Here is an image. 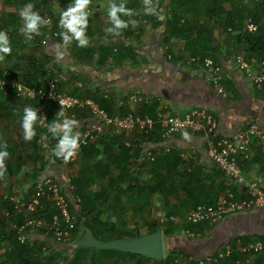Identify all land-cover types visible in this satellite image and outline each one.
Instances as JSON below:
<instances>
[{"label": "crops", "instance_id": "0c3cea01", "mask_svg": "<svg viewBox=\"0 0 264 264\" xmlns=\"http://www.w3.org/2000/svg\"><path fill=\"white\" fill-rule=\"evenodd\" d=\"M139 1L131 0L132 16L126 27L118 28L109 15L112 2L98 0V9L84 28L87 43L80 45L75 39L68 48L61 40L68 31L60 21L71 0H0L5 9L0 31L7 34L11 48L0 56V74L12 63L19 76L46 86L51 68L57 67L66 77L62 90L94 100L110 115L131 111L140 116H181L204 107L216 119L217 136L233 137L252 122L264 131V90L256 88L234 62L236 54L255 64L264 60V26L258 33L246 27L249 20L262 21L264 0H150L154 12H147ZM29 3L44 20L53 18L52 25L40 26L31 39L21 31L23 20L17 12V7L20 12ZM123 16L117 11L118 19ZM49 29L59 30L61 36L43 44ZM205 57L221 65L225 97L209 84L201 61ZM25 107L38 109V120L46 115L52 121L59 113L53 103L0 92V151L8 153L0 160L1 264H198V259L226 251L230 256L213 264L264 263V252L245 251L250 243H264V211L239 212L214 225L188 220L197 205L213 204L228 189L239 191L209 159L200 131L182 129L165 135L160 124L150 132L103 128L75 162L65 164L49 151L56 142L38 128V120L35 135L24 138ZM75 115L73 130L81 136L93 122L92 114L80 110ZM250 148L251 159L240 160L239 165L247 179L264 184L263 146L255 138ZM44 175L70 176L82 197L83 206L80 203L75 211L77 248L70 252L33 240L21 244L16 257L8 253L16 236L7 230L16 233V226L33 215L15 214L7 197L29 193L32 182ZM45 207L50 211L49 204ZM157 229L163 236L161 261L88 243L91 238L105 243L140 237Z\"/></svg>", "mask_w": 264, "mask_h": 264}, {"label": "built area", "instance_id": "2783aa9c", "mask_svg": "<svg viewBox=\"0 0 264 264\" xmlns=\"http://www.w3.org/2000/svg\"><path fill=\"white\" fill-rule=\"evenodd\" d=\"M113 6L119 9L123 5L124 16L121 21L127 24L132 16L130 9L131 0H109ZM146 7L154 8V3L150 0H140ZM76 0H71L70 7L74 6ZM98 0H88L85 11L87 21L93 17L98 9ZM148 12V11H147ZM47 26L52 25L53 19L45 18ZM262 23H255L252 20L247 22V29L251 33H258ZM68 31V30H67ZM71 35L70 33H68ZM43 44L50 39H58L61 34L59 30L49 29L46 31ZM64 42V38H63ZM75 38L69 40L66 45L72 47ZM205 68L207 80L221 97L226 96L224 86L225 74L221 65L212 58L205 57L202 60ZM236 67L243 72L253 85L264 90V60L255 64L242 54L234 56ZM52 77L46 86H27L18 76L14 75L9 67H5L0 75V92L13 91L17 96H22L28 100H41L50 102L62 110L64 116L56 118L62 120L71 118L76 120V112L80 110H90L92 123L84 128L82 135L78 138V148L67 160L63 156L61 161L65 164L73 163L79 157L82 148L86 146L92 138L101 133L104 129H119L129 131L140 128L144 132H150L160 124L165 135H171L182 129L200 131L207 142V155L224 173L233 179L234 186L239 191L226 190L213 204H199L190 213L188 220L192 224H217L230 215L248 210L264 211V184L257 179H247L239 165L240 160L251 159V144L258 138L264 150V131L257 122H252L248 126L241 128L233 137H220L216 135L217 122L208 108H192L183 115L174 116H140L136 112H128L125 115H110L104 108L99 106L92 99L79 98L68 94L61 89L62 81L66 77L57 67L51 68ZM44 119L38 120V128L45 135L58 143L59 136H53L48 125L51 120L46 115ZM77 121V120H76ZM130 145V142H126ZM54 152L53 149L49 150ZM148 158L153 157L151 151H147ZM8 201L13 205L15 214H31L21 224L16 226V239L22 245H28L33 240H42L47 244H56L73 252L76 247L74 231L77 225L76 206L82 202V197L78 194L76 185L70 176L64 175L61 178L44 175L32 182L31 190L26 194L10 195ZM49 204L50 211L46 210L45 204ZM8 212L7 215H10ZM245 251L264 252V243L256 241L246 246ZM230 256V252L219 253L218 256L198 259V264H213L219 259ZM192 259V257H190ZM1 264V261H0ZM157 264H171L162 263ZM239 264V263H238ZM257 264H264L259 262Z\"/></svg>", "mask_w": 264, "mask_h": 264}, {"label": "clouds", "instance_id": "9594fccd", "mask_svg": "<svg viewBox=\"0 0 264 264\" xmlns=\"http://www.w3.org/2000/svg\"><path fill=\"white\" fill-rule=\"evenodd\" d=\"M88 0H76L74 6L69 7L65 12L62 13L60 24L63 28L68 30L69 34H64V42L67 44L70 39L75 38L78 40L80 45H85L87 43L84 37V28L87 24V12L85 11ZM33 5L31 3L24 5L19 12L21 19L23 20V26L21 31L24 32L28 39H31L32 33H38L40 26L44 25L46 21L36 12L33 11ZM117 11L125 12L123 5L117 9L113 7L109 15L114 20L115 25L119 27H126L120 19L117 18ZM146 11L154 12L155 9L151 7H146ZM135 24V21H132ZM11 51L9 40L7 34L0 31V53L7 54ZM22 127L25 130L24 138L30 140L35 131L33 125L38 120V109H33L31 107H25L23 109ZM58 115L60 117L64 116V112L61 110ZM43 115L39 116V119H44ZM77 124L75 119L65 118L62 120L53 119L48 125L49 131L53 136H59L58 143L54 149V155L57 157L63 156L67 160L73 155L74 151L78 148V138L79 133L74 132V126ZM6 151H0V160L7 156ZM0 174H2V169H0Z\"/></svg>", "mask_w": 264, "mask_h": 264}, {"label": "water", "instance_id": "95a60500", "mask_svg": "<svg viewBox=\"0 0 264 264\" xmlns=\"http://www.w3.org/2000/svg\"><path fill=\"white\" fill-rule=\"evenodd\" d=\"M88 243L100 248L140 254L156 261H161L164 254L163 236L160 229L140 237L117 239L105 243H100L91 238Z\"/></svg>", "mask_w": 264, "mask_h": 264}, {"label": "trees", "instance_id": "16d2710c", "mask_svg": "<svg viewBox=\"0 0 264 264\" xmlns=\"http://www.w3.org/2000/svg\"><path fill=\"white\" fill-rule=\"evenodd\" d=\"M48 17H50V18H52L51 16H48ZM53 19V18H52ZM260 23H262V21L260 22ZM261 26H264V25H262L261 24ZM260 26V27H261ZM62 41H63V39H61ZM63 43V42H62ZM253 47V46H252ZM3 71V70H2ZM11 71H12V73L14 74V75H16V76H18L19 77V79L23 82V83H25L27 86H37V87H40L41 85H34V84H32V83H30L29 82V79H24V78H22L21 76H19V74H17V72L16 71H14V70H12L11 69ZM2 74V73H1ZM0 74V75H1ZM28 78V77H27ZM38 100V99H37ZM39 102H43V101H41V100H39ZM154 117V116H153ZM154 118H156V117H154ZM83 201V200H82ZM81 206H83V202H81ZM80 206V207H81ZM80 207H78L77 209H78V211H79V208ZM10 218H13V215L11 214L10 215ZM15 218V217H14ZM13 218V220L14 221H16V219H14ZM10 249H9V251H8V253H10V254H12V255H15L16 257H18L17 255H19V247H21L22 248V246H21V244L19 243V241L15 238V239H12L11 241H10Z\"/></svg>", "mask_w": 264, "mask_h": 264}, {"label": "rangeland", "instance_id": "374dc122", "mask_svg": "<svg viewBox=\"0 0 264 264\" xmlns=\"http://www.w3.org/2000/svg\"><path fill=\"white\" fill-rule=\"evenodd\" d=\"M13 1H18L19 2V0H13ZM2 6L0 5V13H4V11H5V9L4 8H2ZM17 9H18V14H19V8L17 7ZM15 12L16 11V9H13V10H8L7 12H9V13H7L8 15H10V12ZM15 16H16V14H15ZM18 16V15H17ZM13 19V18H12ZM14 20V19H13ZM1 27V26H0ZM0 29H4V27H1ZM5 29H7L6 27H5ZM11 36V35H10ZM17 46L19 47V43L17 44ZM0 56L1 57H3L4 58V54L2 53H0ZM8 67H10L12 70H15V68L13 67V65H12V63H10L9 64V66ZM16 72H17V74H19V70H15ZM10 212V211H9ZM7 233L9 234V236H16V233H15V230L13 229V228H9L8 230H7ZM0 260H1V258H0Z\"/></svg>", "mask_w": 264, "mask_h": 264}]
</instances>
